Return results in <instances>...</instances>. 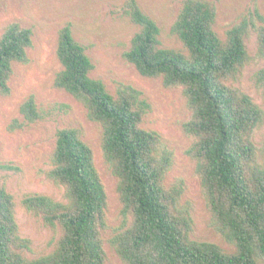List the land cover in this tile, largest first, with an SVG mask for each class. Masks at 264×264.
I'll return each instance as SVG.
<instances>
[{"label": "trees", "instance_id": "obj_1", "mask_svg": "<svg viewBox=\"0 0 264 264\" xmlns=\"http://www.w3.org/2000/svg\"><path fill=\"white\" fill-rule=\"evenodd\" d=\"M1 1V0H0ZM123 14L138 27L123 59L164 88L180 89L190 112L183 131L186 156L211 221L235 248L191 240V208L182 203L180 183L168 184L174 152L163 137L143 127L150 106L143 94L119 85L115 94L91 78L86 48L70 24L58 31L55 56L61 71L53 86L85 110L101 131L103 162L116 179L122 225L110 241L123 264H257L264 262V110L234 87L252 58L246 41L256 37L255 58L264 61V15L257 11L216 32V9L205 0H183L170 34L182 49L163 47L161 29L136 0H125ZM32 30L8 24L0 35V95L9 94L13 65L28 63ZM264 91V69L255 75ZM28 123L42 119L32 96L20 106ZM46 178L62 191L61 200L24 196L20 205L61 237L47 256L29 259L31 242L20 235L13 195L0 183V264H106L102 233L107 229L108 195L93 151L74 128L59 129ZM12 169L9 166H4ZM2 167V168H4ZM4 168V169H5Z\"/></svg>", "mask_w": 264, "mask_h": 264}, {"label": "rangeland", "instance_id": "obj_2", "mask_svg": "<svg viewBox=\"0 0 264 264\" xmlns=\"http://www.w3.org/2000/svg\"><path fill=\"white\" fill-rule=\"evenodd\" d=\"M140 9L161 29L163 47L180 50L181 44L170 34L183 0H136ZM216 9V32L223 38L243 18L255 11L264 15V0H205ZM125 0H1L0 35L11 23L32 30V46L27 50L28 63L14 64L9 82V94L0 95V183L13 195L16 203V221L20 235L31 242L29 259L50 254L61 233L45 227L41 220L25 211L20 205L24 196L41 194L61 200L62 191L46 178L49 158L59 129L74 128L92 149L94 161L108 195L106 210L107 229L102 233L106 264H123L110 241L122 223L121 204L116 190V179L107 170L101 155V131L91 123L83 107L63 90L53 86L56 74L61 71L56 59L58 31L71 25L73 38L86 48L93 65L91 78L100 80L111 94L119 85H129L140 91L150 106L143 127L159 133L174 152V163L167 176L168 184L180 183L182 203L191 208L193 220L191 240L219 246L225 253L235 248L227 243L214 228L211 215L204 204L195 177V164L186 156L190 146L183 131L189 121L185 99L180 89L164 88L159 79L140 76L134 67L123 59L130 40L138 27L123 14ZM252 61L245 66L234 87L246 93L264 110V91L255 82V75L264 69V61L255 58L256 37L246 41ZM30 96L41 111L42 119L28 123L20 114L21 104ZM264 134V126L257 139ZM9 166L12 169H7ZM4 167V168H2ZM257 264H264L258 260Z\"/></svg>", "mask_w": 264, "mask_h": 264}]
</instances>
